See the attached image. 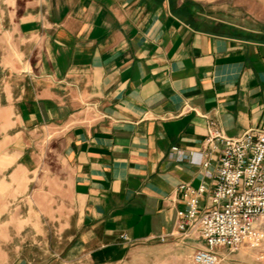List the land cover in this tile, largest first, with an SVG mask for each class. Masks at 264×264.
<instances>
[{"label": "crops", "instance_id": "0c3cea01", "mask_svg": "<svg viewBox=\"0 0 264 264\" xmlns=\"http://www.w3.org/2000/svg\"><path fill=\"white\" fill-rule=\"evenodd\" d=\"M236 4L264 25V0ZM202 11L188 0H0V29L23 51V85L2 108L0 193L43 185L27 202L56 257L110 264L175 240L179 186L205 185L199 206L210 205L221 144L206 143L209 122L229 138L264 130V31Z\"/></svg>", "mask_w": 264, "mask_h": 264}, {"label": "rangeland", "instance_id": "374dc122", "mask_svg": "<svg viewBox=\"0 0 264 264\" xmlns=\"http://www.w3.org/2000/svg\"><path fill=\"white\" fill-rule=\"evenodd\" d=\"M188 1L197 2L202 12L209 17L230 21V18L236 16L238 26L264 31V25L258 24L241 6H237V0ZM21 48L17 37L10 40L0 29V142L8 132L5 130V123L1 121L4 118L2 108L9 95L12 93L17 96L23 85ZM9 134L12 135L11 132ZM38 146L34 148V152L41 158L43 146ZM48 155L51 156L50 162L56 164L57 155L51 152ZM40 188L43 185H34L29 195L16 199L7 196L5 192L0 193V264H94L86 259L64 261L54 254L57 248L54 243H43V214H39L36 203L27 202L32 191ZM175 237V240L168 242L149 241L135 244L123 259L110 264H194V251L203 247L197 234H190L188 238L176 234ZM218 254V264H264V245L259 250L240 248L232 252L219 249Z\"/></svg>", "mask_w": 264, "mask_h": 264}, {"label": "built area", "instance_id": "2783aa9c", "mask_svg": "<svg viewBox=\"0 0 264 264\" xmlns=\"http://www.w3.org/2000/svg\"><path fill=\"white\" fill-rule=\"evenodd\" d=\"M213 141L221 144V150L210 205L199 206L205 185L179 186L186 207L177 212L175 233L170 234L183 238L197 234L203 247L194 251V264H218L219 249L259 250L264 245V130L253 128L229 138L211 121L206 143Z\"/></svg>", "mask_w": 264, "mask_h": 264}]
</instances>
